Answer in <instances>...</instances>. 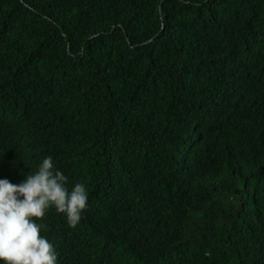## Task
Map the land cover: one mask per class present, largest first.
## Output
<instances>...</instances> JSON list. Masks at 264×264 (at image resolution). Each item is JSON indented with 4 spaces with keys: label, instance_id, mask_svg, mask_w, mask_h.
Here are the masks:
<instances>
[{
    "label": "trees",
    "instance_id": "obj_1",
    "mask_svg": "<svg viewBox=\"0 0 264 264\" xmlns=\"http://www.w3.org/2000/svg\"><path fill=\"white\" fill-rule=\"evenodd\" d=\"M47 156L57 264H264V0H0V179Z\"/></svg>",
    "mask_w": 264,
    "mask_h": 264
},
{
    "label": "clouds",
    "instance_id": "obj_2",
    "mask_svg": "<svg viewBox=\"0 0 264 264\" xmlns=\"http://www.w3.org/2000/svg\"><path fill=\"white\" fill-rule=\"evenodd\" d=\"M68 177L52 156L43 158L37 170L19 184L0 179V264H57L54 244L37 223L50 208L63 214L70 228L82 220L88 206L86 185L68 188Z\"/></svg>",
    "mask_w": 264,
    "mask_h": 264
},
{
    "label": "bare ground",
    "instance_id": "obj_3",
    "mask_svg": "<svg viewBox=\"0 0 264 264\" xmlns=\"http://www.w3.org/2000/svg\"><path fill=\"white\" fill-rule=\"evenodd\" d=\"M57 217V216H56Z\"/></svg>",
    "mask_w": 264,
    "mask_h": 264
}]
</instances>
